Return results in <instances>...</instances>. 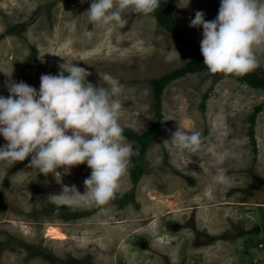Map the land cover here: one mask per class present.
<instances>
[{
  "label": "rangeland",
  "instance_id": "obj_1",
  "mask_svg": "<svg viewBox=\"0 0 264 264\" xmlns=\"http://www.w3.org/2000/svg\"><path fill=\"white\" fill-rule=\"evenodd\" d=\"M188 2L161 0V6L200 47L203 29L190 27V20L196 11L215 19L220 0ZM90 3L0 0V95H8L7 75L38 90L42 74L56 75L61 64L74 63L91 73L94 85H104V73L124 85L120 123L137 153L140 145L126 130L143 134L156 125L157 135L141 160L130 158L104 211L51 203L49 195L64 185L83 194L91 173L86 163L45 176L29 167L30 156L0 161V264H74L75 258L90 264H264V88L204 68L168 82L157 109L151 80L183 68L191 57L187 48L152 13L126 11L123 28L89 24ZM254 51L259 67L251 72L264 79V45ZM179 126L202 133L197 153L178 156L163 143ZM5 143L0 137V146ZM224 149L230 152L223 165L229 182L216 185L212 161ZM136 168L141 174L134 182ZM49 224L65 237H48Z\"/></svg>",
  "mask_w": 264,
  "mask_h": 264
},
{
  "label": "clouds",
  "instance_id": "obj_2",
  "mask_svg": "<svg viewBox=\"0 0 264 264\" xmlns=\"http://www.w3.org/2000/svg\"><path fill=\"white\" fill-rule=\"evenodd\" d=\"M160 4L161 0H91L85 13L89 24L98 28H123L126 11L151 14ZM189 26L203 29L200 52L210 73L244 76L259 67L254 49L264 45V0H220L215 19L208 21L203 11H196ZM65 64L56 75L42 74L38 90L7 75L8 95H0V137L6 141L0 146V161L14 164L30 156L29 167L45 176L58 173L60 167L69 174L72 167L86 163L91 173L83 194L74 184L64 185L58 194L49 195L51 203L73 209L94 204L104 211L102 206L113 200L130 158L137 154L120 123L125 88L109 73L102 74L104 85H94L84 67ZM203 142L200 131L179 126L163 143L183 156L197 153ZM229 157L228 149L215 153L213 184L229 182L223 167Z\"/></svg>",
  "mask_w": 264,
  "mask_h": 264
},
{
  "label": "trees",
  "instance_id": "obj_3",
  "mask_svg": "<svg viewBox=\"0 0 264 264\" xmlns=\"http://www.w3.org/2000/svg\"><path fill=\"white\" fill-rule=\"evenodd\" d=\"M156 19L163 24L165 27L169 28L172 31L173 36L175 39L181 43L184 44L185 47L187 48L188 52L190 53V60L185 64L183 68H180L176 71H173L171 73H167L166 75H163L162 77H159L157 79H153L152 84L154 86L155 91V96H156V106L157 109H160V104H161V92L164 86L170 82L171 80L177 78L180 75L185 74L186 72H199L202 71L206 66L203 64V56L200 52V47L196 46L193 44L187 36L179 30L176 25H175V20L171 16L169 12H167L165 9L162 8L161 4L160 7L157 8V10L152 13ZM236 79L245 81L246 83H249V85H252L253 87H261L264 88V79L258 77L257 74L253 72H249L248 74L244 76H235L233 75ZM259 109V107L257 108ZM253 119V117H252ZM251 119V120H252ZM125 135L130 138L135 140L136 142L139 143L140 145V150L137 153V158L141 160L143 158V155L151 142V140L157 135V127L156 125H152L146 132L143 134H136L135 132L131 130H126ZM140 170L139 169H134L133 172V180L136 182L140 176ZM79 215L75 214L74 217L77 218ZM72 262L74 264H90V263H85L81 259H72Z\"/></svg>",
  "mask_w": 264,
  "mask_h": 264
},
{
  "label": "bare ground",
  "instance_id": "obj_4",
  "mask_svg": "<svg viewBox=\"0 0 264 264\" xmlns=\"http://www.w3.org/2000/svg\"><path fill=\"white\" fill-rule=\"evenodd\" d=\"M63 229V228H62ZM46 234L48 237L55 239H62L65 237L64 232L57 225H50L46 229Z\"/></svg>",
  "mask_w": 264,
  "mask_h": 264
},
{
  "label": "flooded vegetation",
  "instance_id": "obj_5",
  "mask_svg": "<svg viewBox=\"0 0 264 264\" xmlns=\"http://www.w3.org/2000/svg\"><path fill=\"white\" fill-rule=\"evenodd\" d=\"M3 198V194L0 193V200ZM2 206V201L0 202V207Z\"/></svg>",
  "mask_w": 264,
  "mask_h": 264
}]
</instances>
